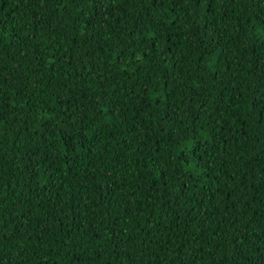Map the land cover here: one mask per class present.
<instances>
[{
	"label": "trees",
	"instance_id": "1",
	"mask_svg": "<svg viewBox=\"0 0 264 264\" xmlns=\"http://www.w3.org/2000/svg\"><path fill=\"white\" fill-rule=\"evenodd\" d=\"M0 264H264V0H0Z\"/></svg>",
	"mask_w": 264,
	"mask_h": 264
}]
</instances>
